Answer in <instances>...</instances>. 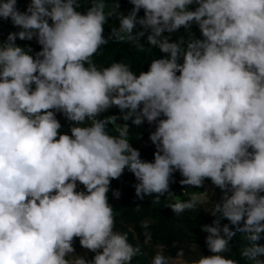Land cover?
Returning <instances> with one entry per match:
<instances>
[{
  "label": "clouds",
  "instance_id": "1",
  "mask_svg": "<svg viewBox=\"0 0 264 264\" xmlns=\"http://www.w3.org/2000/svg\"><path fill=\"white\" fill-rule=\"evenodd\" d=\"M130 3L125 15L118 3L106 11L105 0L84 12L80 0H30L26 11L0 0V19L19 29L0 41V264H132L141 249L114 230L107 195L125 170L138 181L136 196L155 203L171 194L176 171L182 185L210 179L221 190L213 225L202 226L213 255L191 264H238L224 255L237 232L250 242L241 256L264 264L256 244L264 234V0ZM113 16L118 27L106 37ZM194 23L202 39H171ZM145 37L167 54L147 72L93 61L110 40L142 48ZM34 38L42 46L35 56L16 43ZM113 107L122 116L100 118ZM57 113L72 122L67 132ZM118 119V135L109 134ZM145 120L156 124L152 162L128 139V121L138 128ZM207 195L169 207L180 214ZM77 237L95 253L91 261L75 255ZM183 256L161 249L149 264H188Z\"/></svg>",
  "mask_w": 264,
  "mask_h": 264
},
{
  "label": "trees",
  "instance_id": "2",
  "mask_svg": "<svg viewBox=\"0 0 264 264\" xmlns=\"http://www.w3.org/2000/svg\"><path fill=\"white\" fill-rule=\"evenodd\" d=\"M105 1L114 3L118 0ZM119 1L120 7L118 11L127 15L128 12H130L133 8V5L130 3V0ZM91 2L92 0H80L82 5L80 11H86L87 8L90 7ZM29 3L30 0H17V6L20 11H26L27 5ZM192 7L194 10L195 6ZM143 15L144 11L141 9L138 13V16L143 17ZM117 21L118 20L116 19V16H113L109 19V22L105 25L106 37L111 33L112 29H110V25ZM11 26L10 33L19 31L18 28L13 27L12 23ZM137 27L138 29L140 28V26ZM192 34L194 38H203L198 25L194 23L191 29H180L177 33H173L171 35V39L174 41L184 39L186 41L191 38ZM165 35H168V33H165ZM141 43L144 47L136 48L129 42L121 43L110 40L107 45L102 46L99 52L94 55L93 61L98 68L108 67L114 62H123L128 64L131 67V70L137 74H139V72H147L153 60L163 58L167 54L162 53L158 48L149 45L146 37L142 39ZM37 44L38 42L34 38L31 41H27V45H23V47L33 46L35 48L38 46ZM147 47L150 48L149 51L147 50ZM111 114L117 117L122 116V113L118 107H113ZM56 116L62 125L61 133L67 132L68 128L71 127L72 122L67 121L62 113H57ZM118 122L121 124L125 123L122 119H118ZM128 124L130 127L128 139L132 147L140 151L142 160L152 162L154 160L156 148L155 145L152 144L149 137L150 134L155 131L156 124H149L146 120L138 128L132 124L131 121H128ZM107 131L109 134L118 135V130L115 129L113 125H107ZM182 179H184V177H182L179 171H176L173 174L172 180L170 181L169 189L185 188L188 192H192L197 188L182 185L180 183ZM137 183L138 181L136 180L134 174L127 173L126 171L121 175L120 178L113 179L111 181L110 190L107 195L108 202L113 207L115 231L126 233L128 235L129 243H131L133 246H138V244L135 240V233L130 231V228L132 227L135 228V232L141 239L149 238L154 242L172 245L175 242H180L184 238H190V240L194 239L199 244L208 249L206 244V236L208 234L202 231V226L213 225L215 220L213 217L204 215L200 209L196 208L185 210L180 214L174 213V211L169 206L175 201L171 199L168 193H165L164 196H161L159 203L153 202V197H145V199L141 200L136 196L135 193L134 186ZM203 186L204 184L202 187ZM117 190L121 193L119 199L115 198L113 195V192ZM154 195L155 194H153V196ZM221 196L222 192L220 190L217 201L220 200ZM179 201H187V199L181 198ZM146 219L153 221V223L148 225L147 228L143 226V222ZM227 221V219H223V221L220 222L221 227H223L225 224H228L232 230H235V226L231 225L230 222ZM237 233L230 241V252H226L224 255L228 256L230 259L236 260L238 264H251L250 261L241 256V251L243 248H238ZM256 244L264 246V234H262L261 240L257 241ZM74 246L82 247L78 237L77 243H75ZM132 264H148V262L147 259L142 254H140L133 258Z\"/></svg>",
  "mask_w": 264,
  "mask_h": 264
},
{
  "label": "rangeland",
  "instance_id": "3",
  "mask_svg": "<svg viewBox=\"0 0 264 264\" xmlns=\"http://www.w3.org/2000/svg\"><path fill=\"white\" fill-rule=\"evenodd\" d=\"M105 3L108 5V7L106 8V11H110L111 6L114 4H119L120 5V1H116L114 3H110L108 1H105ZM118 27V21L111 24L110 25V29H112V27ZM17 44L21 47H23V45H27V40L25 41H21L19 39H17ZM32 49V55L35 56V54L39 51L42 50V47L40 48V46H36L35 48L33 46H29ZM147 50L149 51L150 48L147 47ZM119 123V122H118ZM121 124V123H119ZM115 129L118 130V124L116 126V124L113 125ZM220 189L216 186H214L211 182L210 179H207L204 183V186H200L197 187L194 191L189 192L188 195L184 196V197H176L174 199V203H176V201L181 200V198L183 199H187L189 200L193 195H201L202 193L206 192L208 193V195L205 197V203L202 205L197 206L196 209H200L201 212L209 217H213L214 219H216V217H214L211 214V210L213 208L214 203L217 201L218 199V193H219ZM202 192V193H201ZM223 219H221L220 222H222ZM229 222V221H227ZM147 223L148 225L152 224L153 221L146 219L144 220L143 224ZM130 231L135 233V240L136 243L138 244V247H140L141 249V254L147 259V262L149 264L150 260L152 259V257L157 253V251L159 250H163V254L165 256L168 257H173L175 258V256L177 255V253L179 252H183L184 256L183 259L185 261L188 262V264H191L192 261L194 260H198L200 258V256H210L213 255V253H211L208 249H206L203 245L199 244L197 241H195L194 239L190 240V238H184L182 239L180 242H175L172 245H165L161 242H154L152 240H150L149 238H145V239H141L138 234L135 232V228L132 227L130 228ZM238 235V248H244L245 246H247L250 242L246 240V238L243 236L242 233H237ZM77 243V238H74L73 241V247L75 249V255L77 256H83L86 258V260L91 261L93 259V257L95 256V253L89 251L88 249H85L83 247H79V246H74V244ZM226 258H229L228 256L225 255ZM261 259H264V257H261Z\"/></svg>",
  "mask_w": 264,
  "mask_h": 264
},
{
  "label": "built area",
  "instance_id": "4",
  "mask_svg": "<svg viewBox=\"0 0 264 264\" xmlns=\"http://www.w3.org/2000/svg\"><path fill=\"white\" fill-rule=\"evenodd\" d=\"M11 22H10V20H8V21H5V20H3V19H0V41H5L6 40V38H7V36L10 34V29H11ZM16 43H17V41H16ZM38 46H40V48L42 47L41 45H39V44H37ZM111 110H112V108H110L109 110H107L106 112H104V113H102L101 114V117L100 118H104V119H107L108 117H110V116H113L112 114H111ZM114 125L113 123H111V122H109L108 123V125ZM117 124L119 125V123H118V120L116 121V126H117ZM127 173H131V172H129V171H127V170H125ZM83 190H85L84 189V186L82 185V184H79V182H78V187H77V191H83ZM169 191H170V193L171 194H169L170 195V197H171V199H175L176 197H184V196H186V195H188L189 194V192L187 191V189H185V188H172V189H169Z\"/></svg>",
  "mask_w": 264,
  "mask_h": 264
}]
</instances>
